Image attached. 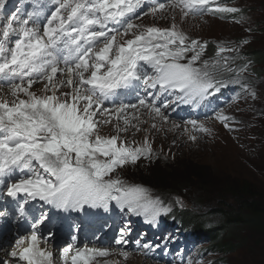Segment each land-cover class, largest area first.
<instances>
[{
  "label": "snow or ice",
  "instance_id": "1",
  "mask_svg": "<svg viewBox=\"0 0 264 264\" xmlns=\"http://www.w3.org/2000/svg\"><path fill=\"white\" fill-rule=\"evenodd\" d=\"M52 2L54 9L41 21V11L4 14L5 0H0V92L7 88L11 97L0 96V191L13 199L23 198L17 209L21 216L29 200L64 212L110 211L115 201L121 211L142 215L153 224L171 208L152 199L145 188L112 175L126 164L149 158L151 142L146 138L142 146L134 147L135 142L129 144L120 133L130 127L141 130L136 113L142 110L166 123L162 108L175 103L198 105L233 82L222 78L225 73H234V82L239 83L247 65L233 68L235 58L222 54L236 52L238 47L224 44L217 45L213 58L203 59L207 43L181 30L174 15L168 27L135 21L177 8L184 18L241 10L215 0ZM145 4L147 10L136 15ZM37 84L43 85L40 94L33 90ZM242 86L255 98L247 84ZM122 90L137 93V102L109 107L108 102ZM162 94L172 99L158 105ZM129 109L136 111L129 116ZM214 118L228 128L233 122L222 111ZM113 120L116 135H101L102 126ZM188 124L193 130L211 131L197 120ZM190 139L195 141L196 136ZM177 203L183 206L182 201ZM47 219L41 213L30 233L16 239L9 253L16 264H54L52 251L41 247L47 241L36 230ZM120 235L115 242L127 243L122 239L124 230ZM109 254L108 248L69 244L62 250V259L64 264H93L97 257ZM120 255L127 260L130 253L121 251Z\"/></svg>",
  "mask_w": 264,
  "mask_h": 264
},
{
  "label": "rangeland",
  "instance_id": "2",
  "mask_svg": "<svg viewBox=\"0 0 264 264\" xmlns=\"http://www.w3.org/2000/svg\"><path fill=\"white\" fill-rule=\"evenodd\" d=\"M217 1L215 0V2ZM232 2H234L232 7L239 8L240 12L184 18L177 8L157 13L156 17L150 15L145 18V21L147 20L148 26L168 27L173 22L174 15L176 24L192 39H198L207 44L214 42L220 45L223 42L230 46L236 45L240 53L244 50L249 54L256 50L264 51V31L260 28L263 26L261 18L264 10L259 6V3L264 0H232ZM5 3H10L13 11L22 9L25 14L41 11V21L55 7L52 0L46 2L42 0H5ZM161 15L165 18L159 19L158 17ZM236 19L243 22L236 23L234 22ZM243 40H248L249 43L241 44L240 42ZM216 52L217 47L212 46L208 48L206 55L213 58ZM258 56L264 57V54ZM234 58L235 61L231 65L233 68L241 61V55L237 53ZM250 67L252 72L248 76L250 84L248 87L256 93L255 98L247 92V98L244 101H235L226 110L229 115L237 117L240 123L235 119L230 124V128L223 130L215 122H208L205 127L211 130L210 133L203 132L197 136L192 130L190 132L181 126L177 119L165 111L163 112L167 116L166 123L160 121L159 118L150 117L147 110H142L136 113L140 117L139 127L141 130L136 131L135 128L130 127L127 132L120 133V136L129 140L130 143L134 141L137 146H142L147 138L151 142L153 158L152 160H141L135 165H126L124 170L123 168L117 169V172L112 175L117 174L120 179H125V176H128L127 179L131 180V182L129 181L130 185L141 186L154 195H158L155 191L165 193L159 191L158 188L171 184V175L180 177V175L186 174V179L190 181L189 186L200 181L194 175L205 179L206 186L187 188L193 195L191 203L207 200L208 204H201L203 207H188L182 197L180 199L176 195H161L171 201L177 209L185 212L184 216H189L191 219L189 222H195L193 224L195 227L204 223H208L214 228L219 227L221 218L211 215L210 212L216 211V209L220 210L216 202L222 200L224 192L227 190V184L245 183L253 186L264 207V64L261 67L252 63ZM41 88H43L42 84L33 90L40 94L41 90L39 89ZM62 91H69V89H62ZM3 95H8L11 99L9 92H0V96ZM115 123L116 121L113 120L111 124L103 125L101 135H116L113 126ZM132 123L135 124L137 121L133 119ZM152 123H156L157 128H152ZM121 126H123L122 121ZM237 129L241 130L237 132ZM191 135L196 136L195 141L190 139ZM247 148V152L252 154L251 156L247 157L239 153ZM220 193L223 195L218 200L216 195ZM177 200L182 201L183 206L178 204ZM231 203L229 205L234 206ZM202 231L207 240L212 239V233H208L204 229ZM222 238V243L230 240L232 244H235L233 248L227 247L225 250L230 252L232 251L230 249H233L235 250L233 254L224 256L219 251L218 258L223 264H264V234L260 235L247 227H239L235 229L232 237L224 234ZM104 248H108L110 254L107 257H100L99 264H110V262L115 264L113 259L119 257V264H139L143 260L144 262L148 260L150 264H162L154 262L146 249L140 246L122 247L120 244L113 243ZM121 251L130 253L127 260L120 255Z\"/></svg>",
  "mask_w": 264,
  "mask_h": 264
},
{
  "label": "trees",
  "instance_id": "3",
  "mask_svg": "<svg viewBox=\"0 0 264 264\" xmlns=\"http://www.w3.org/2000/svg\"><path fill=\"white\" fill-rule=\"evenodd\" d=\"M259 6L264 10V2L259 3ZM261 22L263 24L261 29L264 31V14L261 18ZM259 54H264L263 50H256L249 55L252 57V60L259 66H263L264 57L258 56ZM262 58V59H261ZM196 176L200 181H198L195 185L189 186V179H186L185 175H171L172 183L168 184L165 187L158 188L159 191H164L168 194H175L183 197L187 201H192L193 195L187 190V188L202 186L205 183V179L200 178V176ZM225 195L220 193L216 195V198L220 200V197L223 195L222 200L217 201V205L220 207L216 209L213 213H216L221 218V222L219 223V227L217 230L209 231L208 233H212L213 235V243L218 246L222 251H225L227 247L233 248L235 244H232L230 240H226V243H222L223 238L222 235L226 234L228 237H232L235 233V229L239 227H247L255 230V232L260 235L264 234V207L262 205L261 199H259L258 195L255 193L253 186L247 184L240 183H232L227 184V190L224 192ZM197 200V197H195ZM232 202V203H231ZM191 203V202H190ZM233 204L234 206H230L229 204ZM192 204L194 206H201V204H208L207 200H199L193 201ZM234 237V236H233ZM232 251L226 252L233 254L235 250L230 249Z\"/></svg>",
  "mask_w": 264,
  "mask_h": 264
},
{
  "label": "bare ground",
  "instance_id": "4",
  "mask_svg": "<svg viewBox=\"0 0 264 264\" xmlns=\"http://www.w3.org/2000/svg\"><path fill=\"white\" fill-rule=\"evenodd\" d=\"M42 89V88H41ZM41 89H39V90H41ZM36 90H38V89H36ZM261 115V114H260ZM172 129H174V128H172ZM246 142H248V141H246ZM245 142V143H246ZM245 145V144H244ZM245 146H247V145H245ZM248 147V146H247ZM249 148V147H248ZM248 148L247 149H244V150H241V151H239V153H241V155H245V156H247V157H249V156H251L252 154H249L247 151H248ZM249 149H252V148H249ZM259 154V153H258ZM55 212H59V213H64V211H62V210H55ZM3 248V245H0V249H2ZM0 257L1 258H7V255H3V254H0ZM120 258V257H119ZM119 258H114L113 259V261H114V263L115 264H119ZM132 258H135V257H132ZM143 258V257H142ZM141 259V258H140ZM151 261V260H150ZM56 263V262H55ZM139 264H150L149 263V261L147 260L146 262H144V260L143 261H140L139 262Z\"/></svg>",
  "mask_w": 264,
  "mask_h": 264
}]
</instances>
